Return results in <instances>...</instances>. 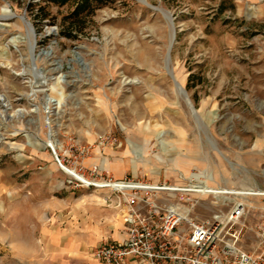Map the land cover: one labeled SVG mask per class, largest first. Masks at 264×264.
I'll return each mask as SVG.
<instances>
[{"label":"rangeland","instance_id":"374dc122","mask_svg":"<svg viewBox=\"0 0 264 264\" xmlns=\"http://www.w3.org/2000/svg\"><path fill=\"white\" fill-rule=\"evenodd\" d=\"M89 1L0 0V264H107L92 253L126 206L62 165L264 190V0ZM226 196L192 215L244 202L252 249L260 198Z\"/></svg>","mask_w":264,"mask_h":264},{"label":"built area","instance_id":"2783aa9c","mask_svg":"<svg viewBox=\"0 0 264 264\" xmlns=\"http://www.w3.org/2000/svg\"><path fill=\"white\" fill-rule=\"evenodd\" d=\"M59 162H61L58 159ZM62 165V163H61ZM63 166V165H62ZM94 166L92 177L78 172L85 186L110 188L126 206L123 239L108 241L93 250V257L107 264H264V190L242 197H259V218L252 228V249L242 246L249 227L243 221L246 204L234 202L226 214L214 213L200 220L192 211L203 198L221 197L220 191L204 180L187 183H152L134 177L114 178ZM241 196V195H240Z\"/></svg>","mask_w":264,"mask_h":264},{"label":"bare ground","instance_id":"6f19581e","mask_svg":"<svg viewBox=\"0 0 264 264\" xmlns=\"http://www.w3.org/2000/svg\"><path fill=\"white\" fill-rule=\"evenodd\" d=\"M165 12V11H163ZM166 14V12H165ZM16 14L10 9L8 8L7 6L3 7L2 8V12L0 13V19H3V20H6L8 17H11V16H15ZM22 20L24 21L25 25H26V31H27V37H28V41H29V45H30V51L32 53L33 51V47H34V43H35V35H34V30L32 28V26L23 19V17H21ZM1 24H3V22H0ZM177 92L179 95H181L184 99H185V96H184V93H183V85H181L180 83H177ZM0 99L6 101V96L4 94H1L0 93ZM186 101V99H185ZM190 107V106H189ZM191 109V108H190ZM48 145L51 147V148H55L54 146V143L52 141L49 140L48 142ZM106 163H107V166L109 167L110 166V163L108 162V159H106ZM67 173H69L71 176L73 177H77L79 176L78 172L73 169V168H69V167H66V166H61ZM210 174V172H208ZM220 189V191H223V192H230V193H233V194H240L241 196L242 195H246L248 194V192H253V191H259L260 189H252L248 186H242L241 187V190H237L236 188L234 187H229V186H220L218 187Z\"/></svg>","mask_w":264,"mask_h":264},{"label":"trees","instance_id":"16d2710c","mask_svg":"<svg viewBox=\"0 0 264 264\" xmlns=\"http://www.w3.org/2000/svg\"><path fill=\"white\" fill-rule=\"evenodd\" d=\"M46 1H52L55 3H59V4H65L66 2H68L70 0H46ZM78 1H80L81 3H80V6L77 7L75 13L72 14V16H74V17L78 16L81 13V11L91 8V3L89 0H78Z\"/></svg>","mask_w":264,"mask_h":264},{"label":"crops","instance_id":"0c3cea01","mask_svg":"<svg viewBox=\"0 0 264 264\" xmlns=\"http://www.w3.org/2000/svg\"><path fill=\"white\" fill-rule=\"evenodd\" d=\"M110 236H111V238H110L109 241L119 240V239L125 238V236H126L125 224H123L122 230L115 231L114 233L110 234ZM125 264H140V263L137 260H135V259H129L128 261H126Z\"/></svg>","mask_w":264,"mask_h":264},{"label":"water","instance_id":"95a60500","mask_svg":"<svg viewBox=\"0 0 264 264\" xmlns=\"http://www.w3.org/2000/svg\"><path fill=\"white\" fill-rule=\"evenodd\" d=\"M167 60H168V61H167V65H168L169 60H170V52H169L168 55H167ZM177 83H178V82H176V85H177ZM183 93H184V96H185V99H186V102H187L188 106H190L192 112H193L194 114H196V109H195L193 103L191 102L190 98L188 97L187 91H186V89H185L184 87H183Z\"/></svg>","mask_w":264,"mask_h":264}]
</instances>
